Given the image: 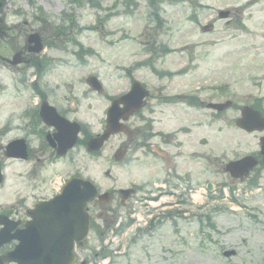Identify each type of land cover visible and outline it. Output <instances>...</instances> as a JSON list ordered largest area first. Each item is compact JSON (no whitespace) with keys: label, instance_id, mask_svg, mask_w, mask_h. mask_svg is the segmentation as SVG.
<instances>
[{"label":"rangeland","instance_id":"1","mask_svg":"<svg viewBox=\"0 0 264 264\" xmlns=\"http://www.w3.org/2000/svg\"><path fill=\"white\" fill-rule=\"evenodd\" d=\"M245 1L2 0L3 24L0 27H4L0 31L4 34L0 39V54L6 58L12 56L30 30L42 29L45 40L53 45L46 50L50 71L40 77L38 83L35 79L33 87L30 86L34 80L31 63L26 68H12L0 60V126L9 120L5 134L0 135V143L5 144L23 133L19 117L31 104L32 89H41L50 102L56 100V105L62 107L73 100L71 97H78L77 111L72 112L86 130L95 134L104 125L108 98L126 92L130 82L137 79L150 92L147 102L153 107L156 127L163 131L181 128L186 132L177 138L182 143L179 150L182 185L192 183L195 186L194 203L203 202L209 211L216 208L212 213L213 237L197 250L182 246L183 252L168 262L264 264V171L259 169L262 173L257 187L249 190L245 189L246 180H232L222 170L227 161L253 153L260 134L244 133L235 127L234 121L239 115L235 107L218 116L204 108L209 102L227 100L239 108L248 106L254 97H264V0H250V5L241 6ZM218 10H229L228 16L218 18ZM239 19H243L244 26L236 25ZM209 23L213 25L212 30L202 32L201 26ZM55 32L58 36H54ZM152 43L156 50L168 48V53L163 56L161 51L149 54L146 50L152 48ZM23 72L26 74L24 80L19 81ZM88 75L100 80L102 94L87 90L85 79ZM2 84H5L4 92ZM177 94L182 97L176 98ZM194 96L199 105L192 107L189 105ZM160 98L170 100L171 104L162 103ZM147 114L146 117L150 116ZM124 138V135L112 137L97 156L81 150L74 161L70 158L53 160L47 154H38L31 162L3 157L0 162H5L7 185L18 183L17 189L27 194V204L35 197L51 195L56 187L54 181L61 182L63 175L65 178L73 172L91 178L102 191L130 186L132 182L142 184L152 171L142 164L141 155L138 161H134L135 157L123 167H117L112 160L111 154ZM107 170L109 176H105ZM20 171L23 176L19 179L15 173ZM28 175L30 178L26 179ZM208 183L212 184L211 196H218L223 185H236L240 190L236 191L240 205L229 203L228 191L225 199L207 202L204 187ZM27 184L29 188L25 187ZM35 184L37 190L32 189ZM6 195L7 201H11L9 191L0 190V203ZM189 209L193 214H201L199 209ZM248 212L256 216L257 223L248 218L249 222H240L238 217ZM134 216H137V223L132 227V234L113 241V246L127 248V255L117 257V264H158L156 259L152 260L155 254H162L160 251L177 247L178 241L191 238L187 231L189 225L181 223L180 231L171 233L166 223L161 232L136 238L130 244L131 238L137 235L136 226L140 223L144 227V216L138 213ZM240 224L247 230H241ZM191 227L197 231L195 223ZM196 231L191 233L199 241L197 236L201 234ZM90 237L89 244L85 245L90 250L88 260L94 259L93 252L99 243L95 234ZM231 248L236 250L237 257L225 261L221 252ZM164 255L170 257L167 252Z\"/></svg>","mask_w":264,"mask_h":264},{"label":"water","instance_id":"2","mask_svg":"<svg viewBox=\"0 0 264 264\" xmlns=\"http://www.w3.org/2000/svg\"><path fill=\"white\" fill-rule=\"evenodd\" d=\"M34 38L35 40H37L36 36ZM38 49L39 46L36 48V50ZM88 83L93 89L97 90L98 92L101 91V88L95 78L90 77L88 79ZM145 94L146 92L143 91L138 84H134L131 91L118 100V102L123 103V108L118 107L117 101L113 102L111 107L107 111L106 130L101 136L89 141L88 149H98L110 134L120 131L121 127L118 123V119L120 117L119 115L121 113H130L133 111V109L140 108L141 99ZM254 122L259 123V119L254 120L253 118L248 117L247 110H244L242 112V118L238 121V125L241 127H247L248 125L253 126ZM52 123L58 130L56 137L62 147V151L60 150V153H63L66 148L70 147L75 140L77 126L74 124H70L62 118H58L56 116L52 117ZM247 129H249V127ZM20 151H22V148L20 149ZM95 194V189L89 182L82 181L78 178H73L66 184L62 194L48 203V210L45 213L42 212L41 207L37 209V214H47L48 222L54 225H62V227L60 228L62 233L59 236H57L56 234L53 237L55 238L54 246L60 241L65 242L67 240L69 245H71V242L74 238H76L77 240L83 239L85 233L87 232V217L84 213V207L87 202L91 201L94 198ZM20 252L22 259H31L32 261H34H31L32 264H44L48 261L47 257L40 255L31 249L24 248L22 249V251H15L10 253L8 255V260L18 261ZM66 257L67 255L64 253H53L52 255L54 263L59 262L62 258Z\"/></svg>","mask_w":264,"mask_h":264},{"label":"flooded vegetation","instance_id":"3","mask_svg":"<svg viewBox=\"0 0 264 264\" xmlns=\"http://www.w3.org/2000/svg\"><path fill=\"white\" fill-rule=\"evenodd\" d=\"M32 119L35 122L37 121L36 112H34V114L32 115ZM30 133L33 134V136L36 138L40 137V136L38 137L39 132L37 131L36 128L33 129ZM30 133H28V135ZM172 141L173 140L171 137L164 136L162 138V145L168 146L170 143H172ZM126 143L131 144V139L129 138ZM40 147L43 152L49 151L50 155L55 156L54 150L45 141L44 143L40 144ZM26 148H27V158H31L32 150L30 146L27 144H26ZM175 159H176V153L173 155V157H171V162L169 161V163L173 164L172 169L169 166L165 165L164 163L161 164V167L159 165L157 167L155 165H148L150 169L153 167L158 168L159 172H162L164 174V177L162 179L157 180V182L161 183L159 185L163 184V186L158 185L159 186L158 188L151 187L149 189H145V193L143 194L142 203L145 204L142 207L143 212L148 213L150 216H153L152 214H156L157 210H166V207H169L170 209H172L177 203V198L179 195L178 188L180 186V183H179V178L177 177V172L175 170L176 169ZM146 184H150L153 186L155 185L154 183H150V182H147ZM165 198H169L170 201L167 202ZM149 204L155 205V206L157 205L159 206V208H152L148 206ZM167 204L169 206H166ZM125 205H122V206H125ZM27 207L28 206L26 204L23 205L21 201H18V200H16L13 204L0 205V217H3V220L7 219L8 221H11V224L4 228V231H5L4 237H7L11 234H14V236L16 237V235L19 234V232L22 230L23 222L27 220V217L25 215L28 209ZM91 210L92 209L89 207V212ZM115 211L116 209H113L112 213L114 214ZM161 214L164 215L165 212H162ZM168 216L171 219L175 220L179 216V213L174 211L171 214L170 212ZM12 222L15 223L14 226L12 225L13 224ZM154 222L155 221H152V222L150 221L149 229L154 227L153 225ZM108 224H109V221H106L105 229L108 227ZM1 227L2 226L0 225V228ZM149 229L147 230L150 231ZM15 243L16 241H12V242L5 243L2 246H0V255H3L7 253L9 250H11L14 247Z\"/></svg>","mask_w":264,"mask_h":264}]
</instances>
